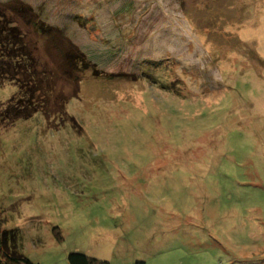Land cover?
<instances>
[{
  "label": "rangeland",
  "instance_id": "obj_1",
  "mask_svg": "<svg viewBox=\"0 0 264 264\" xmlns=\"http://www.w3.org/2000/svg\"><path fill=\"white\" fill-rule=\"evenodd\" d=\"M0 12L53 75L47 107L20 121L4 112L17 88L0 82L9 252L264 264V0H0Z\"/></svg>",
  "mask_w": 264,
  "mask_h": 264
},
{
  "label": "trees",
  "instance_id": "obj_2",
  "mask_svg": "<svg viewBox=\"0 0 264 264\" xmlns=\"http://www.w3.org/2000/svg\"><path fill=\"white\" fill-rule=\"evenodd\" d=\"M22 11V10H21ZM23 9V13H24ZM29 18H31L29 16ZM2 19L6 22L3 23ZM0 82H10L17 88V102L12 101L4 112L14 120H26L47 107V95L52 91L53 75L50 70L38 67L32 49L17 26H11L0 12ZM32 25L42 36L49 35L50 29L33 21ZM64 56V55H63ZM72 57L69 55V58ZM8 241L0 227V264H35L16 251L9 252ZM68 264H108L79 253H70ZM142 264V263H138Z\"/></svg>",
  "mask_w": 264,
  "mask_h": 264
}]
</instances>
